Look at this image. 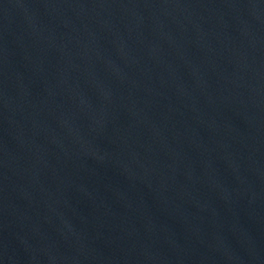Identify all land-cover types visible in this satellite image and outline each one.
<instances>
[{
	"label": "water",
	"instance_id": "obj_1",
	"mask_svg": "<svg viewBox=\"0 0 264 264\" xmlns=\"http://www.w3.org/2000/svg\"><path fill=\"white\" fill-rule=\"evenodd\" d=\"M0 264H264V0H0Z\"/></svg>",
	"mask_w": 264,
	"mask_h": 264
}]
</instances>
